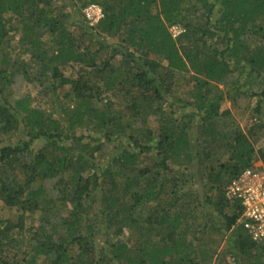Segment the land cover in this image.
Wrapping results in <instances>:
<instances>
[{
	"label": "trees",
	"instance_id": "obj_1",
	"mask_svg": "<svg viewBox=\"0 0 264 264\" xmlns=\"http://www.w3.org/2000/svg\"><path fill=\"white\" fill-rule=\"evenodd\" d=\"M59 1L0 0V264H264L226 194L264 171V0Z\"/></svg>",
	"mask_w": 264,
	"mask_h": 264
},
{
	"label": "built area",
	"instance_id": "obj_2",
	"mask_svg": "<svg viewBox=\"0 0 264 264\" xmlns=\"http://www.w3.org/2000/svg\"><path fill=\"white\" fill-rule=\"evenodd\" d=\"M83 13L91 25L103 17L96 4L85 7ZM181 31L177 26L171 28L174 37ZM226 194L241 206V221L247 232L254 240L264 242V171L257 167L245 169L227 186Z\"/></svg>",
	"mask_w": 264,
	"mask_h": 264
},
{
	"label": "rangeland",
	"instance_id": "obj_3",
	"mask_svg": "<svg viewBox=\"0 0 264 264\" xmlns=\"http://www.w3.org/2000/svg\"><path fill=\"white\" fill-rule=\"evenodd\" d=\"M63 2H69V0H60L58 4H62ZM70 10V9H69ZM64 73L66 75H74L73 70L72 69H66L64 71ZM186 87L184 81H180V88L179 90L181 91L182 89H184ZM30 92V94H33V88L31 86H23L21 87V92ZM224 108H231V103L230 101H225L223 104V109ZM238 113H241V116L244 118L245 121L249 120L250 117V113L247 111H244V109H239ZM243 121L242 125L243 127H245L247 124L246 122ZM259 147H264V136L260 139V141L258 143L255 144V151L259 150ZM254 165L258 168L261 169L262 168V163L260 160H256ZM7 214V210L6 209H2L1 203H0V216H5ZM37 218H38V214H35L33 216L30 217V219L28 220V226H31L32 224H36L37 223ZM126 234H130L129 231H126ZM223 248V246H222Z\"/></svg>",
	"mask_w": 264,
	"mask_h": 264
}]
</instances>
